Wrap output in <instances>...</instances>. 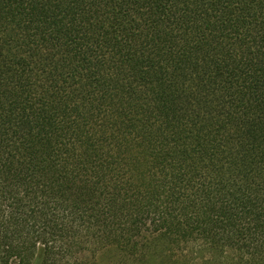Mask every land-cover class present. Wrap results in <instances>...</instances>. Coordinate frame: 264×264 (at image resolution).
<instances>
[{
    "label": "trees",
    "instance_id": "obj_1",
    "mask_svg": "<svg viewBox=\"0 0 264 264\" xmlns=\"http://www.w3.org/2000/svg\"><path fill=\"white\" fill-rule=\"evenodd\" d=\"M264 264V0H0V264Z\"/></svg>",
    "mask_w": 264,
    "mask_h": 264
},
{
    "label": "rangeland",
    "instance_id": "obj_2",
    "mask_svg": "<svg viewBox=\"0 0 264 264\" xmlns=\"http://www.w3.org/2000/svg\"><path fill=\"white\" fill-rule=\"evenodd\" d=\"M83 264H136L130 261H120L118 252L110 247L101 248L97 251L83 250L79 254Z\"/></svg>",
    "mask_w": 264,
    "mask_h": 264
}]
</instances>
